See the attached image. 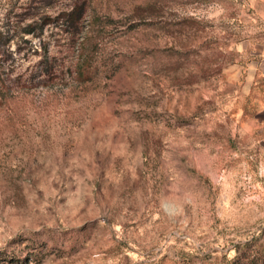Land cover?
Listing matches in <instances>:
<instances>
[{"label": "rangeland", "instance_id": "rangeland-1", "mask_svg": "<svg viewBox=\"0 0 264 264\" xmlns=\"http://www.w3.org/2000/svg\"><path fill=\"white\" fill-rule=\"evenodd\" d=\"M263 55L252 0H0V264H264Z\"/></svg>", "mask_w": 264, "mask_h": 264}, {"label": "crops", "instance_id": "crops-1", "mask_svg": "<svg viewBox=\"0 0 264 264\" xmlns=\"http://www.w3.org/2000/svg\"><path fill=\"white\" fill-rule=\"evenodd\" d=\"M258 8V12L261 13L264 17V0H252ZM257 66L260 70V74L264 77V55L258 59Z\"/></svg>", "mask_w": 264, "mask_h": 264}, {"label": "trees", "instance_id": "trees-1", "mask_svg": "<svg viewBox=\"0 0 264 264\" xmlns=\"http://www.w3.org/2000/svg\"><path fill=\"white\" fill-rule=\"evenodd\" d=\"M71 14V13H70Z\"/></svg>", "mask_w": 264, "mask_h": 264}]
</instances>
